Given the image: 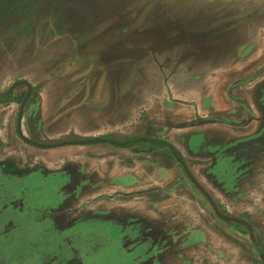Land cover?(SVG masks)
I'll return each instance as SVG.
<instances>
[{"label":"rangeland","instance_id":"374dc122","mask_svg":"<svg viewBox=\"0 0 264 264\" xmlns=\"http://www.w3.org/2000/svg\"><path fill=\"white\" fill-rule=\"evenodd\" d=\"M0 157L45 264H264V0H0Z\"/></svg>","mask_w":264,"mask_h":264},{"label":"flooded vegetation","instance_id":"af4514ba","mask_svg":"<svg viewBox=\"0 0 264 264\" xmlns=\"http://www.w3.org/2000/svg\"><path fill=\"white\" fill-rule=\"evenodd\" d=\"M79 52L82 55L83 51ZM30 145L36 146L34 144ZM7 190L11 193L19 194L15 195L17 197L15 204L13 202L9 204L10 201L8 205L5 203L2 209L5 211L0 213V264H45L46 260L44 257L54 253L52 251L53 248L41 252L36 250V252L33 247L39 243V238H46L49 234L44 232L39 236L38 230L36 231L35 229L36 226L32 223V215L30 216L29 213L28 218L21 219L22 212L25 217L24 210L27 208L25 203L28 202V199H25L21 194L22 189L13 192L12 187H9ZM9 192H6L5 196ZM4 202H7V199ZM57 250L60 251L61 247L57 248ZM72 259L66 258L65 260L60 258V262L70 264Z\"/></svg>","mask_w":264,"mask_h":264},{"label":"crops","instance_id":"0c3cea01","mask_svg":"<svg viewBox=\"0 0 264 264\" xmlns=\"http://www.w3.org/2000/svg\"><path fill=\"white\" fill-rule=\"evenodd\" d=\"M211 128H214V127H211ZM2 133L1 134H3V131H1ZM170 144H172L175 148H176V150H177V147L173 144V143H171V142H169ZM229 144V143H228ZM227 144V145H228ZM27 146H28V148L29 149H31L32 150V146H30V145H28V144H26ZM37 150V149H36ZM178 151V150H177ZM179 152V151H178ZM180 153V152H179ZM182 153H180V155H181ZM182 156V155H181ZM183 158V157H182ZM184 160V159H183ZM185 161V160H184ZM7 164H9V165H7ZM16 167H18L17 165H15L14 163H10V162H7L6 163V159H4V158H2V157H0V213H2L3 211H5V210H2L3 208H4V204L5 203H7V205H8V202H9V204H11L12 202H13V204H15V200H17V197L15 196V195H18L19 193H17V194H15V193H11V192H9L8 190H7V188H9V187H12V191L14 192L15 190H20V189H22L21 187H20V185L19 184H17L16 182H15V178H16V176H15V172H16ZM120 177H122L123 175H119ZM118 176V177H119ZM164 178H166V177H169V176H171V174H168V175H165V174H163L162 175ZM18 177V176H17ZM116 177V176H115ZM19 178V177H18ZM160 178V177H159ZM164 178H162V179H164ZM128 181V177L126 176V177H124V178H122L120 181H118L119 183H121L120 184V186L121 187H126V186H123L122 185V183H124V182H127ZM34 188H35V186H34ZM30 191L32 192V187H31V189H30ZM6 192H9V194H7L6 196H5V194H6ZM11 193V194H10ZM7 199V202H4V200L5 199ZM4 202V203H3ZM25 205L27 206V202L25 203ZM32 211V217H33V210L32 209H30V212Z\"/></svg>","mask_w":264,"mask_h":264},{"label":"trees","instance_id":"16d2710c","mask_svg":"<svg viewBox=\"0 0 264 264\" xmlns=\"http://www.w3.org/2000/svg\"><path fill=\"white\" fill-rule=\"evenodd\" d=\"M18 129V133L21 134V132L19 131V128L17 126ZM23 138V137H22ZM142 137L140 136H131L129 138L126 139H114V138H110V137H92V138H79V139H66V140H61V141H55V142H49V143H44V142H37V141H30L26 138H23L25 141H27L30 144H34L38 147H54V146H58V145H64V144H69V143H77V144H89V143H98V142H109L115 146H120V147H127L130 144L134 143L135 141L141 139ZM152 141H154L156 144L158 145H166L168 146V148L170 149V151H172L176 157V159L178 160V162L185 168L187 169V165L185 163V161L182 159V156L180 155V153L176 150V148L171 145L170 143H167L166 141H162V140H157V139H150ZM229 219V217H226ZM231 219V218H230Z\"/></svg>","mask_w":264,"mask_h":264},{"label":"water","instance_id":"95a60500","mask_svg":"<svg viewBox=\"0 0 264 264\" xmlns=\"http://www.w3.org/2000/svg\"><path fill=\"white\" fill-rule=\"evenodd\" d=\"M147 11H148V7L141 10L138 16L136 17V19L131 23H129L128 25H125L123 27L111 28L102 39H99L95 43L94 46L98 49H103L109 46L112 42L127 37L130 33H132L142 24V22L145 19Z\"/></svg>","mask_w":264,"mask_h":264}]
</instances>
